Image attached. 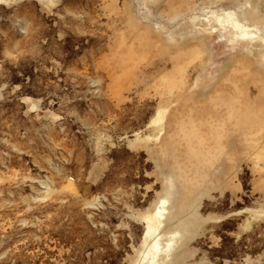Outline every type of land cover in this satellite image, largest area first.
Returning a JSON list of instances; mask_svg holds the SVG:
<instances>
[{
  "label": "rangeland",
  "instance_id": "rangeland-1",
  "mask_svg": "<svg viewBox=\"0 0 264 264\" xmlns=\"http://www.w3.org/2000/svg\"><path fill=\"white\" fill-rule=\"evenodd\" d=\"M0 264H264V0H0Z\"/></svg>",
  "mask_w": 264,
  "mask_h": 264
},
{
  "label": "bare ground",
  "instance_id": "bare-ground-1",
  "mask_svg": "<svg viewBox=\"0 0 264 264\" xmlns=\"http://www.w3.org/2000/svg\"><path fill=\"white\" fill-rule=\"evenodd\" d=\"M158 207V209H157V213L159 214L160 213V211H161V206L159 205V206H157ZM159 216H161V214L159 215ZM158 217V216H157Z\"/></svg>",
  "mask_w": 264,
  "mask_h": 264
}]
</instances>
